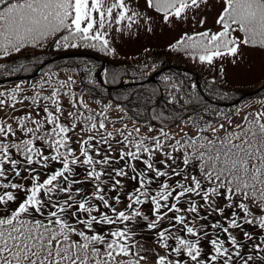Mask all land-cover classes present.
Instances as JSON below:
<instances>
[{
    "label": "snow or ice",
    "instance_id": "6c2138e0",
    "mask_svg": "<svg viewBox=\"0 0 264 264\" xmlns=\"http://www.w3.org/2000/svg\"><path fill=\"white\" fill-rule=\"evenodd\" d=\"M143 2L145 11L130 0H0V60L49 44L115 57L110 32L150 31L147 10L172 23L209 4ZM220 8L218 30L185 33L169 48L209 68L235 64L242 46L264 49V0ZM162 79L144 100L173 109H153L160 127H143L155 135L111 119V102L96 111L83 93L64 91L72 76L34 83L31 96L21 84L0 90V111L26 102L33 110L0 119V264H264V101L247 113L197 110ZM46 85L50 95L41 94ZM62 94L72 97L69 123Z\"/></svg>",
    "mask_w": 264,
    "mask_h": 264
},
{
    "label": "trees",
    "instance_id": "16d2710c",
    "mask_svg": "<svg viewBox=\"0 0 264 264\" xmlns=\"http://www.w3.org/2000/svg\"><path fill=\"white\" fill-rule=\"evenodd\" d=\"M186 33L192 34L195 32ZM145 50L139 51L130 57L123 56L117 51L115 57H106L103 53H97L94 50H57L52 47L51 44L43 49L28 48L22 55H18L6 61L0 60V63L6 64L5 68L0 69V90L11 89L16 84H21L23 87L29 85L30 87L24 91L23 95L31 96L34 93L32 85L46 80L49 76L53 77L55 75L54 72L74 74L72 78L76 83L71 85L70 89H65L64 91H71L75 96H79L83 93L84 100L96 111H99L104 103L111 102L113 105L111 110L116 109V105H121L126 108L127 111H119V115H109V117L113 120H119V118L123 116V123H127L129 128H131L132 120H136L139 125L150 124L153 127H160L158 121L151 119L153 109L157 112L163 110L165 115L173 111L172 107L165 105L163 101L159 104L144 103V100L152 92L163 90V77H170L172 82L181 86L183 93L195 101L192 107L197 110L207 108L213 113H233L237 105L236 103H231L229 105L215 103L210 101L202 93H198L193 89L191 82L195 77V72L192 71V68L196 69L195 66L198 67V69L200 68V72L198 73L202 91L216 101L218 100L226 103L234 102L243 93L255 88L253 85L247 86L246 84L229 83L226 79L224 69L223 73L220 72L221 66L213 65L211 68L201 66L183 50L177 52L169 48L164 52L159 47H151L147 49V51ZM102 59L106 63L104 74L105 83H101L98 77V71L102 67ZM174 59L176 60L175 65L187 67L186 64H190L192 67H187L189 71L166 67L163 68L153 80L142 82L158 69L169 65ZM40 65H42V67L35 77H20L15 80L8 79L32 74ZM49 73L53 74L50 75ZM113 76L116 77L115 80ZM41 77L45 79H41ZM213 77L216 79L215 84L210 83ZM130 79H133L134 82L129 83ZM55 80L66 79H58L55 77L53 81ZM30 83L32 85H30ZM35 91L41 90L36 89ZM41 94L50 95V89L47 85L45 89L42 90ZM125 97H127V99H125ZM246 97H256L257 102L251 107L250 111L259 109V102L264 101V86L259 88L256 92H250ZM71 98L72 97L63 94L60 96L61 105L65 111V117L62 118L63 123H69L66 114L68 111L72 110L70 108ZM64 101H66L67 104ZM96 101H101L102 103L97 104ZM32 111L33 110H25L16 116H22ZM33 115L35 116V112H33ZM42 115L43 113L41 112V116ZM8 122H12V120L9 119ZM117 126L119 127L121 124L117 123ZM110 127L111 125H109V128ZM185 131L190 130L185 129Z\"/></svg>",
    "mask_w": 264,
    "mask_h": 264
},
{
    "label": "rangeland",
    "instance_id": "374dc122",
    "mask_svg": "<svg viewBox=\"0 0 264 264\" xmlns=\"http://www.w3.org/2000/svg\"><path fill=\"white\" fill-rule=\"evenodd\" d=\"M222 0H209L207 7H202L198 12L189 13L187 18L173 21L172 23H165L162 20V14L155 13L152 10H147L148 15L153 17L152 23L150 25L151 30H146V27L141 25L140 27H134L131 30V34L125 32L124 34L117 32H110V43L113 48L120 51V54L123 56H133L139 51L149 49L151 47L161 48L164 52L169 49V45L180 36V34L186 30H201L210 27L212 31L218 30L219 26L214 24V19L217 16L218 12L221 10L220 3ZM130 3L134 8L139 5L140 11H145L143 0H130ZM201 17H206V23L201 26L196 23ZM168 48V49H167ZM172 63V64H171ZM169 65L172 67L176 60L174 59ZM217 65H222L226 69V74L231 80L232 84H246L247 86L255 85L260 82H264V50L254 49L249 47H241L239 56L236 57V63L233 64L231 59L225 58L224 60H218L215 62ZM187 67H192L190 64H186ZM196 69L192 68L193 72H200V68L195 66ZM191 69V68H190ZM197 70V71H196ZM50 75L53 73H49ZM52 78L58 79H67L69 76H74V74L66 72H54ZM47 76V75H45ZM44 76V77H45ZM152 76H149L145 81H151ZM41 79H45L42 78ZM259 80V82H257ZM30 85H32L30 83ZM257 86V85H256ZM253 86V87H256ZM30 86H24V89L27 90ZM254 98L246 99L243 101L239 107L242 113H247V111L252 106V101ZM66 103V101H64ZM67 104V103H66ZM25 110H32L27 105H17V110L13 112L10 108H4L0 111V119L4 117H12L13 115H18ZM112 115H119L120 112L114 110L110 112ZM233 119L236 123L239 122V118L233 116ZM68 122V121H67ZM145 127L141 128V132ZM79 128L77 129V132ZM172 131L175 132L177 129L173 126ZM141 243H144L141 240ZM152 247V246H150Z\"/></svg>",
    "mask_w": 264,
    "mask_h": 264
}]
</instances>
